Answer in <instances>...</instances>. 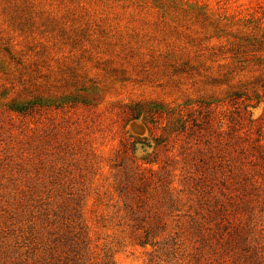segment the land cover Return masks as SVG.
I'll return each mask as SVG.
<instances>
[{
  "label": "rangeland",
  "instance_id": "rangeland-1",
  "mask_svg": "<svg viewBox=\"0 0 264 264\" xmlns=\"http://www.w3.org/2000/svg\"><path fill=\"white\" fill-rule=\"evenodd\" d=\"M0 264H264V0H0Z\"/></svg>",
  "mask_w": 264,
  "mask_h": 264
},
{
  "label": "trees",
  "instance_id": "trees-1",
  "mask_svg": "<svg viewBox=\"0 0 264 264\" xmlns=\"http://www.w3.org/2000/svg\"><path fill=\"white\" fill-rule=\"evenodd\" d=\"M12 110H14V111H16V112H19V113H21L23 110H21V109H19V108H17V107H13L12 108ZM139 116L138 115H134L133 117H132V119H136V118H138Z\"/></svg>",
  "mask_w": 264,
  "mask_h": 264
}]
</instances>
